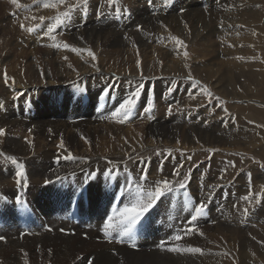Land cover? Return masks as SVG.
<instances>
[{
    "label": "bare ground",
    "instance_id": "6f19581e",
    "mask_svg": "<svg viewBox=\"0 0 264 264\" xmlns=\"http://www.w3.org/2000/svg\"><path fill=\"white\" fill-rule=\"evenodd\" d=\"M102 1L109 3L81 0L72 10L77 0H18L20 7L12 0H0L4 16L10 19L13 13L21 31L34 28L31 33L40 43L52 46L44 49L43 57L46 44L41 48L32 42L38 47L30 51L13 44L17 54L7 32L0 44V129L5 130L0 136V236L7 237V243L0 241V264H89L90 260L91 264H264V170L259 165L244 168L233 157L234 161L219 159L217 152L187 173L201 147L232 151L252 146L260 148L264 158V0H226L232 8L229 26L243 33L241 42L230 33L220 44L215 39L224 31H212L214 25L196 8L147 20L145 36L128 33L126 39L110 17L82 15ZM134 1L113 4L132 13L144 5ZM69 10L65 23L49 32L56 18ZM213 17L211 13L210 20ZM174 38L189 42L190 52ZM236 43L240 47L233 52ZM85 49H91L95 59ZM187 76L196 79L186 80ZM104 85L111 88L99 92ZM139 85L141 95L128 118L113 116ZM89 86L92 106L84 98ZM208 86L227 104L211 102ZM101 94L108 96L106 102H99ZM38 99L45 100V107ZM150 101L163 108L138 109ZM221 111L226 113L224 136L217 126L205 124ZM156 146L164 148L163 154L142 161L137 156L138 149ZM69 154L74 159L63 158ZM21 164L27 181L17 183L15 173ZM142 170L147 171L146 179H141ZM162 180L171 182V190L133 227L131 238L119 228L104 231L109 216L139 196L146 199V192ZM200 201L207 207L193 222ZM41 218L55 227L54 232L46 230ZM67 226L77 234L57 231ZM190 228L193 231L187 234ZM81 233H88L89 239ZM177 235L182 239L175 240ZM125 238L140 249L134 250Z\"/></svg>",
    "mask_w": 264,
    "mask_h": 264
},
{
    "label": "rangeland",
    "instance_id": "374dc122",
    "mask_svg": "<svg viewBox=\"0 0 264 264\" xmlns=\"http://www.w3.org/2000/svg\"><path fill=\"white\" fill-rule=\"evenodd\" d=\"M78 2H74V5H72L71 6V9L72 10H75V9H77L78 7H79V3L81 2V0H77ZM137 1V2H136ZM154 1H156V3H152V0H148L147 1V3L145 2V0H135L134 2H133V4H135V3H138V2H143L144 3V5L143 6H136L135 8H133V9H131L132 10V13H130V11H129V9L127 10L126 9V6L121 10V9H119V6H118V3H116V4H113V3H106L105 1H102L100 4H102V5H98L97 7H95L96 9L95 10H97L98 8L101 10V8H102V10L100 11V12H94L95 10H92V9H94L93 7H91L90 6V11H87V10H83V12H82V15L83 16H85L86 17V15H87V13L89 14H94V13H101V14H104V15H106V16H108V18L110 17V19H113L114 21H113V23H118V28L119 29H121L120 30V35L121 36H124L126 39H127V36H128V33H134L135 35H137V36H141V35H144L145 36V32H146V26H145V24H147V20H151V19H153V18H156V17H159V16H163L162 14L164 13V15H167V16H169L170 14H186V13H190L191 11H193L192 9H199L201 12H203L204 13V16H206L207 17V19H208V21H211V23H212V25H214L213 26V30L212 31H214V32H218V33H222L221 31H224L223 32V34H220L219 36H218V38L219 37H221V36H223V38L222 39H220L219 38V41H218V38H216L215 39V41L217 40V42L219 43L220 41H224L225 40V36L226 35H228V34H232V37H234L233 35L235 34V38H237L238 40H239V42H241V39L239 38V35L240 34H242L243 33V31L241 30V29H239L238 27H236L235 29L233 28V27H231V26H229L230 24H232L231 23V20L233 19V18H229L228 17V15L229 14H232V13H230L228 10L229 9H231L232 10V8L231 7H229V3L226 1V0H154ZM158 2H164L166 5H168L167 6V8L166 9H164L163 7H159V6H157L156 4L158 3ZM188 2V3H187ZM196 2V3H195ZM198 3V4H197ZM112 4V5H111ZM130 4V3H129ZM128 4V5H129ZM182 4V5H181ZM1 5V4H0ZM115 5V6H114ZM157 7H156V6ZM193 5V6H192ZM111 6V7H110ZM150 6V7H149ZM151 6H153V7H151ZM185 6V7H184ZM198 6V7H197ZM101 7V8H100ZM139 7V8H138ZM148 7V8H147ZM190 7V8H189ZM206 7V8H205ZM208 7H209V9H208ZM234 9H236L237 10V8H235V7H233ZM12 9H16V7L15 8H12ZM109 9H111V10H109ZM241 9H246L245 7H239L238 8V10L239 11H241ZM157 10V11H156ZM126 11V12H125ZM141 11V12H140ZM149 11V12H148ZM0 12H1V9H0ZM118 12V13H117ZM124 12V13H123ZM134 12V13H133ZM139 12V13H138ZM144 12V13H143ZM75 13H77L76 11H71V14H75ZM117 13V14H116ZM211 13H212V15L214 16L213 17V19L212 20H210V18H211ZM6 14H8L7 13V11H6ZM115 14V15H114ZM147 16H146V15ZM5 15V12H4V14L1 12L0 13V26H2V27H0L1 29H0V44H2L3 43V41H4V38L5 37H8L9 36V38H14V39H12V48L14 49V51L16 50V47L13 45V44H16L17 45V43H18V46L23 50V49H25L26 51H30V50H35V48H37L38 46H36V45H34V44H32V42H34V43H37L41 48H42V46H44L46 43H44V41H42V43H40V38H39V40H38V38L35 36V35H33L32 33H31V31H28L27 29H26V31H21V29H20V27L17 25V19H15V17H13L14 15H13V13H11V15H12V18H10V19H8V16H4ZM112 15H113V17H112ZM123 15V16H122ZM4 16V17H3ZM116 16V17H115ZM119 17V18H118ZM135 19H134V18ZM126 18V19H125ZM150 18V19H149ZM117 19V20H116ZM131 19V20H130ZM216 19V20H215ZM8 20H10V21H8ZM129 20V21H128ZM224 22H223V21ZM137 21V22H136ZM213 21V22H212ZM134 22V23H133ZM141 22V23H140ZM128 23V24H127ZM131 23V24H130ZM220 23H222V24H220ZM225 23H226V25H225ZM225 26H224V25ZM13 25H15V26H17V28H15ZM218 25V26H217ZM128 26V27H127ZM138 26H142V29H138ZM5 28V29H4ZM8 30H7V29ZM97 28H99V27H97ZM102 28H106V27H102ZM233 28V29H232ZM57 28H54L52 31H55ZM145 30V31H144ZM5 31V32H4ZM61 30H59L58 32H57V34L60 32ZM220 31V32H219ZM7 32V33H6ZM3 33V34H2ZM8 35H6V34ZM27 33V34H26ZM56 33V32H55ZM61 33V32H60ZM62 33L63 34H65L63 31H62ZM144 33V34H143ZM15 34H17V35H15ZM24 35H26V36H24ZM215 35V33H213V36ZM19 36V37H18ZM120 36V37H121ZM43 37V36H42ZM15 38H17V40L15 39ZM28 41H27V40ZM31 39H33V40H31ZM234 39V38H233ZM183 42H184V44L183 45H185V47L187 48V52L189 53L190 51L189 50H191L190 48H191V45H190V43L189 42H187L186 40H182ZM242 41H244V38L242 39ZM40 43V44H39ZM186 43V44H185ZM20 44V45H19ZM29 44V45H28ZM220 44V43H219ZM232 45V44H231ZM22 46V47H21ZM46 47H44L43 49H42V54H43V57H44V55H45V50L44 49H47V48H52V46L51 45H49V44H46L45 45ZM49 46V47H48ZM188 46V47H187ZM220 46V45H219ZM233 46V45H232ZM30 47V48H29ZM240 46L236 43L235 45H234V50H233V52H235V51H237V49L239 48ZM27 48V49H26ZM189 48V49H188ZM218 48V47H217ZM224 48V45H222V49ZM221 50V49H220ZM16 53H17V51H15ZM53 53H54V51H52ZM263 53V54H262ZM17 54H19V53H17ZM42 54H41V56H42ZM261 54L262 55H264V49L262 50V52H261ZM221 55V59H224V56L222 55V54H220ZM219 55V56H220ZM31 58H28V60L29 61H31L30 60ZM3 72L5 73L6 71L5 70H3ZM6 74H8L7 72H6ZM191 78V79H190ZM196 78H194V76H192V77H188L187 76V78H186V80H195ZM185 80V79H184ZM185 80V81H186ZM197 83L198 84H200L201 85V87L202 86H206V84L204 83V82H202L201 80H198L197 81ZM209 87V86H208ZM109 88H111L109 85H104L103 87H102V89L99 91V92H103V91H105V90H107V89H109ZM207 90L208 91H213L210 87L209 88H207ZM88 92V93H87ZM188 92L190 93V91H189V89H188ZM214 92V91H213ZM213 92H211L210 94H211V97L209 96V100L211 101V102H215V104L216 103H218L219 101H221L222 103H220V104H227V99L226 98H222V96H220V95H217L216 93H213ZM73 93H75V94H79V92L78 91H76V92H74L73 91ZM90 93V94H89ZM82 95V94H81ZM88 98H87V97ZM98 96V100H99V102H106L107 101V98H108V96H106V95H97ZM92 97H94L93 96V93H92V91H91V88H90V86L88 87V89L86 88V93L84 94V98H85V101H89V103H90V106H92V103H93V98ZM87 98V99H86ZM91 98V99H90ZM38 101V103H39V105L41 106V107H45V100H41V99H38L37 100ZM153 101V100H152ZM152 101H150L149 103H151V105H152V108L154 107H157V106H159V108H163V105H159V103H157L156 101H154L155 102V104H153L154 102H152ZM174 101V100H173ZM43 102V103H42ZM123 102V101H122ZM122 102H120V103H122ZM146 102H147V100H146ZM42 103V104H41ZM88 103V104H89ZM172 103V102H171ZM174 103V102H173ZM173 103L172 104H170L169 106H172L173 105ZM149 105V104H148ZM147 105V106H148ZM102 106V105H101ZM146 108V106H143L142 108H140V106L138 107V109H145ZM151 108V109H152ZM223 111V110H222ZM222 111H221V114H219V115H217L216 117H215V119L211 122V123H208V122H206V120H205V124L206 125H214V126H217V128L220 130V132H221V134L224 136V133H223V125H224V118H225V116H226V113H222ZM220 117V118H219ZM215 121H217V122H215ZM221 122V123H220ZM132 125H135V123H133ZM221 126V127H220ZM204 132V131H203ZM237 148L235 149V150H232V151H223V150H221V149H219V148H208V147H201L199 150H196V152L195 153H197L196 154V157H198V158H195V160H191L192 162H191V165H189V168H188V171H187V173H190V172H193L195 169H196V166L198 165V164H200L202 161H206V160H211V159H213V157H215L216 156V154H217V152H221L220 154H219V156H220V158L219 159H225L226 157L227 158H231V160H233L234 161V159H232V157L233 158H235V159H240L239 160V162H242L243 163V165H242V167H244V168H250V167H252V166H255V165H259V167L261 168V170L263 171L264 170V158H263V156L260 154V152H261V149L260 148H257V147H249V148H247L248 146H236ZM204 148V149H203ZM175 150H177V149H175ZM209 150H214V151H209ZM138 152H137V156L141 159V161L142 160H149L150 159V157H153V156H158V155H160V154H163L162 152H164L165 150H164V148L163 147H161V146H156V147H153V148H151V147H147V148H141V149H138L137 150ZM167 151H169V150H167ZM235 151V152H234ZM172 152V153H171ZM222 152H224L225 153V155L222 153ZM237 152V153H236ZM169 154H174L173 153V150H171V151H169L168 152ZM229 153H231V154H229ZM228 154V155H227ZM199 155V156H198ZM234 155V156H233ZM247 158V159H246ZM256 160V161H255ZM253 164V165H252ZM186 176V175H185ZM236 176L237 175H235L234 177H232V180H234V179H236ZM181 178H183V176L182 177H180V178H178V179H175L174 181H179ZM127 190L129 191L130 190V186H127ZM262 190H264V189H262ZM121 195H122V197H123V193H121ZM117 198H119V196L117 197ZM116 198V199H117ZM123 198H125V196L123 197ZM120 201V200H119ZM131 203H133L132 201H131ZM130 203V204H131ZM262 204V203H261ZM263 211H264V206H263V209H262ZM67 227H69V226H67ZM129 238H125L124 239V242H126V243H129V244H133L134 242L133 241H129L128 240Z\"/></svg>",
    "mask_w": 264,
    "mask_h": 264
},
{
    "label": "snow or ice",
    "instance_id": "6c2138e0",
    "mask_svg": "<svg viewBox=\"0 0 264 264\" xmlns=\"http://www.w3.org/2000/svg\"><path fill=\"white\" fill-rule=\"evenodd\" d=\"M12 2L14 4L17 5V7H20V4L18 3V0H12ZM58 3H64V0H57ZM109 3H113L114 0H108ZM84 3H87V0H84ZM45 7H49V6H53L55 7V3L49 5L48 3H45L44 5ZM70 14V10L69 12H64L61 13L60 16H58L56 18V23L53 26V28L58 27L60 25H63L65 23V19L69 16ZM35 19V18H34ZM41 20L44 19V17H40ZM21 27H24L23 25H21ZM138 29H142V26H138ZM28 31H33L34 28H28ZM53 29L50 28L49 32H51ZM177 40V44L178 45H183L184 42L182 40H179V38H174ZM55 47H59V45H55ZM65 48H68L69 45L68 44H64ZM73 51H81L80 49H72ZM85 51H88L89 55H91L93 57V59H95V53H93L91 51V49H85ZM184 55L187 56L188 53L185 51ZM8 77L7 74L5 72V81L7 83ZM143 88V85H139L137 90L132 93L131 95H129L120 105L119 107L113 112V116H123L124 119H127L129 114L135 109V106L138 102V98L141 95V89ZM0 107H2V105H0ZM151 103H149V105L145 108V111H150L151 110ZM5 134V130L4 129H0V136H3ZM29 143H31V141H29ZM60 147L63 148L64 144L63 141H61ZM209 151H214V150H209ZM0 155H3V153H0ZM64 159H74V157L69 154L67 156L63 157ZM8 159L12 160L13 162H16V158L15 157H8ZM16 177H17V183H21L22 181L26 182L27 181V174L24 168V165H20L19 170L15 173ZM90 177L94 178L95 174L94 173H90L89 174ZM108 175H111V170H109ZM176 175H179V170L176 171ZM147 178V171L146 170H142V176L141 179H146ZM51 181H45V183H50ZM171 182L167 181V180H162L160 181L158 184H156L154 186V190L151 191H147L146 192V199L144 198V196H139L136 198V200L131 203L130 205H125V207L119 211L118 214H115L113 216H109L107 218V221L104 223L103 225V229L106 233H108L110 230H116V229H120L122 234L125 236H129L130 237V233L132 232L133 227L142 220V218L155 206L156 202H158V200L165 194L166 191H170L171 190ZM180 188H184L185 184L183 182L179 183ZM264 187V186H262ZM211 195V194H210ZM252 193L250 192L248 196H245L244 199L248 200L249 196H251ZM18 202L19 201V198ZM207 207V203L205 201H200L198 206H196L194 208V212L195 214L191 216V220L193 222H195L197 220V218L203 214L206 210ZM245 212H247V209H245ZM193 231V229H188L186 230L187 234H191V232ZM201 235H203V233H200ZM131 238V237H130ZM0 239H3V237H0ZM175 240H180L182 239V237L180 235H177L174 237ZM133 247H135L136 245L133 244ZM173 251H177V250H182V249H178V248H173ZM187 251L190 252H202V250L200 248H188ZM89 264H91V260L89 261Z\"/></svg>",
    "mask_w": 264,
    "mask_h": 264
}]
</instances>
